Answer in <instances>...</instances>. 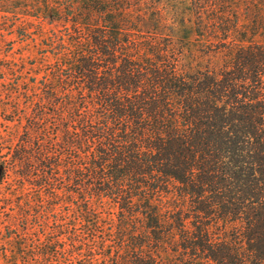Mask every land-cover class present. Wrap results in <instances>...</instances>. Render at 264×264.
<instances>
[{"label":"trees","instance_id":"trees-1","mask_svg":"<svg viewBox=\"0 0 264 264\" xmlns=\"http://www.w3.org/2000/svg\"><path fill=\"white\" fill-rule=\"evenodd\" d=\"M0 78V264H264V0H0Z\"/></svg>","mask_w":264,"mask_h":264},{"label":"rangeland","instance_id":"rangeland-1","mask_svg":"<svg viewBox=\"0 0 264 264\" xmlns=\"http://www.w3.org/2000/svg\"><path fill=\"white\" fill-rule=\"evenodd\" d=\"M4 49V48H3ZM5 52V50H3ZM41 52V50L39 49V46L38 44L36 45L34 42L33 43H28L26 45H23V46H18V45H15L13 47V51L11 53V50L8 52V53H5V54H8L7 55V59H13V60H17L18 56H20L22 53L25 54L24 58L26 59L27 56H30V54H35V55H38L39 53ZM4 55V54H3ZM31 59L32 57H27V61L28 62H31ZM3 81V80H2ZM1 81V78H0V83L2 82ZM3 120V117H2V113L0 111V123L2 122Z\"/></svg>","mask_w":264,"mask_h":264}]
</instances>
